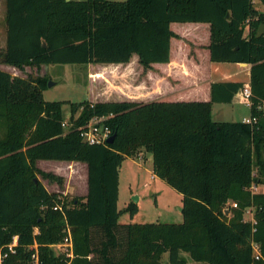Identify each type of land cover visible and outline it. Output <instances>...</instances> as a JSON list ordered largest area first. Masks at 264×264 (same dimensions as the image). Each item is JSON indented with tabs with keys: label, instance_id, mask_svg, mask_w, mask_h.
<instances>
[{
	"label": "trees",
	"instance_id": "trees-1",
	"mask_svg": "<svg viewBox=\"0 0 264 264\" xmlns=\"http://www.w3.org/2000/svg\"><path fill=\"white\" fill-rule=\"evenodd\" d=\"M6 3L7 45L0 58L22 71L50 64H125L136 54L147 72L154 63L171 61V39L177 36L172 22H208L211 61L251 64L250 110L256 121L212 118V104L232 102L245 86L240 81L213 82L209 101H47L48 74L25 77L0 69L4 263L160 264L167 252L170 264H187L186 252L203 264H264V194L248 189L264 183V34L257 36L264 11L253 0ZM95 116H109L113 143L83 140L80 128ZM143 150L152 154L153 172L182 195L183 222L120 223L124 211L131 216L139 211L136 201L118 206L120 169ZM40 160L86 163V196L50 192L37 174L61 185L62 178L39 168ZM248 208L255 223L245 219ZM67 224L74 240L71 263L52 247ZM15 236L18 245L9 252Z\"/></svg>",
	"mask_w": 264,
	"mask_h": 264
},
{
	"label": "rangeland",
	"instance_id": "rangeland-1",
	"mask_svg": "<svg viewBox=\"0 0 264 264\" xmlns=\"http://www.w3.org/2000/svg\"><path fill=\"white\" fill-rule=\"evenodd\" d=\"M124 1V0H116ZM258 6L261 4L260 0H254ZM3 0H0V50L6 44V35L1 15L4 11ZM6 7V0H5ZM6 24V22H4ZM190 37L197 42L205 43V36ZM204 52H201V55ZM215 72L219 76L235 75L241 68L233 62H222L215 65ZM0 69L12 72L13 75L20 76H37L49 75L47 88L43 91L45 100L47 101H73L80 102L88 99L89 82L91 80L104 89L105 83L109 85L105 88L108 90L105 93L98 94L96 99L100 97H110L115 99L119 97L115 94L121 93L125 95L122 98L132 97L138 92L134 89L133 84H137L143 80H147L148 71L145 72L137 60L132 59L130 64L121 66H113L112 68H100L95 71L94 75L88 72V65L86 64H50L42 65L41 67L27 66L22 71L15 70L12 66L0 62ZM240 73V72H239ZM238 73V74H239ZM98 75V76H96ZM234 78L246 79L245 73H241ZM99 89V90H100ZM119 91V92H118ZM126 98V99H127ZM130 99V98H128ZM141 102V101H139ZM148 102V101H142ZM239 107L242 113H239ZM70 104L63 105V111L66 117L64 122H67L65 130L69 127L70 120ZM250 109L247 105L241 104L238 108L234 104L216 103L213 111V119L219 121H237L243 117L250 116ZM68 115V116H67ZM264 159V157H263ZM152 155L145 150L141 151L136 157H127L120 169V199L118 206L120 209H125L129 202L136 201L139 206V211L131 216L129 212L124 211L120 216V223H146V222H166V223H181L183 222L182 197L179 192L169 186L162 179L152 178ZM83 164L68 165L67 161L58 160H41L38 162V167L45 172H52L62 178V185L59 181H50L44 178L41 174H37V180H41L50 192H62L68 195L69 199L73 197H85L87 193L86 169H82ZM255 174L258 173V167L255 168ZM257 175V174H256ZM138 198V199H137ZM254 211V210H253ZM253 212H247L245 219H250ZM61 242V241H60ZM57 242V244H60ZM60 248H54L57 253ZM183 257L187 259V264H203L197 263L191 259L190 255L183 252ZM160 264H170L169 254H163Z\"/></svg>",
	"mask_w": 264,
	"mask_h": 264
},
{
	"label": "crops",
	"instance_id": "crops-1",
	"mask_svg": "<svg viewBox=\"0 0 264 264\" xmlns=\"http://www.w3.org/2000/svg\"><path fill=\"white\" fill-rule=\"evenodd\" d=\"M4 11L1 15V19L4 24L5 28V35L7 36V3L5 7V0H3ZM255 3V1L253 0ZM261 2V1H260ZM255 6L260 10L264 11V5L261 3L260 5ZM230 17V14H228ZM6 22V24L4 23ZM264 24V23H262ZM261 24V25H262ZM260 25V26H261ZM172 30L177 34L176 37L171 39V61L167 63H154L152 69L148 71L147 80H143L139 83L133 84V87L136 92V95H131L132 97H128L130 99L122 98L125 95L115 94L119 97L112 99L107 96L100 97L101 99H96L98 94H102L107 92L108 90L105 86H109L105 83L104 89H100L99 86H96L91 78L89 82V97L88 99L92 101H110V100H133V101H151V100H165V101H209L211 99V84L213 82H220V81H240L244 82L245 85H250V75H251V64L243 63V62H233L236 63L239 68V74L242 72L245 73L246 79H237L234 78L239 74L235 75H227V76H219L215 72L216 71L215 65L222 63V62H213L210 59V50L208 45L210 43V23L208 22H172L171 23ZM260 28V27H259ZM259 30V29H258ZM191 35H195L201 37L200 34L205 36V43L197 42L196 40L190 37ZM248 34V31L247 33ZM258 34V32H257ZM264 34V33H263ZM7 45V37H6V44L3 49L4 50ZM204 52L201 55V52ZM137 60L138 56L135 54L133 59ZM0 62L1 61L0 58ZM125 63V64H130ZM6 64V63H4ZM124 63L120 64H86L88 65V73L90 75H94L95 71L100 70V68H112L113 66H123ZM9 65V64H7ZM11 66V65H9ZM13 68H16L12 66ZM143 68V67H142ZM16 68L15 70H17ZM12 73V72H11ZM100 89V90H99ZM119 92V91H118ZM239 93V92H238ZM236 94L233 101L226 104H234L237 108L241 104L239 94ZM216 103H223V102H214L212 104V118H213V111L214 106ZM250 109V107H249ZM239 113H242V109L239 107ZM64 113V111H63ZM71 113V108H70ZM251 117V110H250ZM68 116V115H67ZM66 115L64 114V118ZM246 117V116H245ZM243 117L241 120L245 118ZM214 120V119H213ZM216 121V120H215ZM219 121V120H217ZM239 121V120H237ZM152 155V154H150ZM41 161V160H40ZM153 161V157H152ZM39 162V161H38ZM68 165H78L83 164L82 169H86V180H87V192H88V167L87 164L84 162H77V161H67ZM152 178L161 179L153 172V163H152ZM165 182L164 180H162ZM87 194V193H86ZM181 195V194H180ZM182 197V195H181ZM119 199H120V186H119ZM138 199V198H137ZM119 203V201H118Z\"/></svg>",
	"mask_w": 264,
	"mask_h": 264
},
{
	"label": "built area",
	"instance_id": "built-area-1",
	"mask_svg": "<svg viewBox=\"0 0 264 264\" xmlns=\"http://www.w3.org/2000/svg\"><path fill=\"white\" fill-rule=\"evenodd\" d=\"M239 96H240V101L247 105L248 107L252 106V90L251 86L245 85L244 88H242L239 91ZM109 116H95L93 117L86 125L82 126L81 129V136L83 140L89 144H107L108 139L113 135V130L111 126L106 122L108 120ZM244 122H254L256 121V118L252 117H245L243 119ZM63 126H67V122H63ZM252 194H259L263 193L264 194V183H256L253 182L249 188H248ZM233 207L237 206V203H232ZM58 208V207H56ZM62 209V207L60 206ZM228 208H226L227 211ZM229 210V209H228ZM247 212H253L251 218L248 221H251L253 223L256 222L255 219V213L253 211V208H248ZM38 231V230H37ZM66 233L61 240L60 244L54 243L52 244L53 249L54 248H60L59 251H57L58 254H63L69 259V263L72 262V260L75 257V252H74V240H73V235L71 231V227L69 224H67ZM18 245V236H15L13 239V242L8 245L9 252H15V246ZM37 244H35L36 246ZM253 248L255 250V257L256 259H261L262 255L259 249V244L256 242H253ZM8 256V252L5 253H0V264H5L4 259ZM33 258L36 263L39 261V256L38 254H33Z\"/></svg>",
	"mask_w": 264,
	"mask_h": 264
},
{
	"label": "water",
	"instance_id": "water-1",
	"mask_svg": "<svg viewBox=\"0 0 264 264\" xmlns=\"http://www.w3.org/2000/svg\"><path fill=\"white\" fill-rule=\"evenodd\" d=\"M70 1V0H67ZM229 17V15H228ZM264 33V24H262L258 30V34L257 36H261ZM116 138V133H114L113 135H111V137L108 139V143H113L115 141ZM227 213L229 212V210L227 209L226 211Z\"/></svg>",
	"mask_w": 264,
	"mask_h": 264
}]
</instances>
